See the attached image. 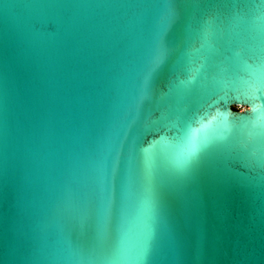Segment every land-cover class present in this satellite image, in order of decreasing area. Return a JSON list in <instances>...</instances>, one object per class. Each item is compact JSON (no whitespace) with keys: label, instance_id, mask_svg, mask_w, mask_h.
I'll return each instance as SVG.
<instances>
[{"label":"water","instance_id":"1","mask_svg":"<svg viewBox=\"0 0 264 264\" xmlns=\"http://www.w3.org/2000/svg\"><path fill=\"white\" fill-rule=\"evenodd\" d=\"M161 2L0 0V264H102L84 259L103 243L87 194L106 189L121 147L125 173L155 167L169 211L139 264H264V166L232 160L240 141L254 150L264 120L244 66L255 60L226 70L214 40L175 42L148 81ZM183 3L186 17L208 12ZM188 139L207 164L177 182L164 165ZM175 231L192 237L190 253ZM136 233L132 220L129 246Z\"/></svg>","mask_w":264,"mask_h":264},{"label":"snow or ice","instance_id":"2","mask_svg":"<svg viewBox=\"0 0 264 264\" xmlns=\"http://www.w3.org/2000/svg\"><path fill=\"white\" fill-rule=\"evenodd\" d=\"M204 3L208 12L199 19L185 16L183 0H162L157 5L162 13L158 31L150 44L147 80L151 81L153 74L166 62L170 43L178 42V47L184 49L196 39L202 42L203 48L214 40L215 53L228 66L226 70L236 67L243 56L251 53L255 63L249 65L244 61L252 77L249 86L255 92H261L264 90V0H204ZM207 63L208 58L205 57L195 72L198 74ZM251 135L254 150L249 151L246 141L238 142L232 149V160L236 166L249 162L264 166V120L254 124ZM188 145L185 153L171 159V166L167 161L164 165L177 182H183L207 164L200 148L191 139H188ZM124 155L121 147L119 161L112 170L106 189L87 194V224L102 231L103 243L97 245L92 241L86 260L102 264H139L148 257L158 227L169 215L155 167L146 164L136 171L129 168L125 173L122 169ZM132 220L137 223L136 243L129 246V223ZM80 235L87 239V232ZM172 240L183 253L191 252L193 240L189 234L175 231Z\"/></svg>","mask_w":264,"mask_h":264}]
</instances>
